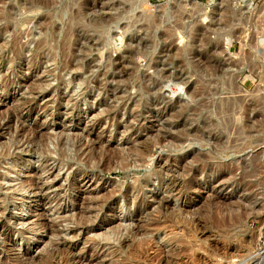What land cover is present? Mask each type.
<instances>
[{"label":"rangeland","instance_id":"obj_1","mask_svg":"<svg viewBox=\"0 0 264 264\" xmlns=\"http://www.w3.org/2000/svg\"><path fill=\"white\" fill-rule=\"evenodd\" d=\"M29 1H0L26 20L0 31V264H264V0H87L68 73L12 59Z\"/></svg>","mask_w":264,"mask_h":264},{"label":"bare ground","instance_id":"obj_2","mask_svg":"<svg viewBox=\"0 0 264 264\" xmlns=\"http://www.w3.org/2000/svg\"><path fill=\"white\" fill-rule=\"evenodd\" d=\"M2 1V0H0ZM32 2H30L27 6H28V9L29 10H35V9H38V8H47L49 10H51V13H49L50 15L48 17H43L42 18V23H40V36L38 38H36V40H34V38L28 43L27 40L26 43H28L27 45L24 44V45H21V46H16L15 42L13 43H9L7 42L6 45L8 44V46H11V50L10 52L12 53L11 54V57L12 59H16L18 60L21 55V51L23 50H29V51H33L31 53L33 54H38L41 50L42 51V55H43V59L44 61L46 62H56V61H59L60 65L57 66V68L60 70H63V71H67L68 73V69H69V66L68 64L70 63V61L73 59L72 57V53L73 50V45H74V40H72V32H73V26H77L78 27V24H81L80 23V19L82 17H84V9H85V6L87 5V0L86 1H77V0H61V1H56L57 3H55L53 0H31ZM146 2L148 0H145ZM247 3V6H250V1L249 0H243ZM100 3V2H99ZM176 3V2H175ZM195 4L193 6H196L197 3H195L194 1L190 2V0H178V4H176V6H184V5H188V4ZM18 4H20L18 2ZM103 5V4H102ZM100 6V5H99ZM11 7V6H10ZM103 7V6H102ZM175 7V6H174ZM3 9V8H2ZM27 9V10H28ZM1 10V9H0ZM11 10V8H10ZM10 10H6L3 11L1 10L2 12H0V22H3V25L0 26V31L4 32L6 30H15L17 28L18 25L22 24V23H25V18L24 20L22 19H18V21L16 20H12L11 21V16L10 15ZM111 10V8H110ZM26 11V10H25ZM33 13V12H32ZM31 13V14H32ZM12 14V13H11ZM26 16V15H25ZM30 16V15H29ZM22 17V16H21ZM109 17V16H108ZM160 17V16H159ZM15 18V17H14ZM27 20H28V16L26 17ZM99 18V17H98ZM98 18H94V22H92V25H94L95 27L97 26V23H98ZM13 19V18H12ZM17 19V18H16ZM33 19V18H31ZM99 19H102L101 17ZM156 19V18H154ZM158 19V18H157ZM156 19V20H157ZM29 21V20H28ZM27 21V22H28ZM109 21V20H108ZM105 25V24H104ZM22 26V25H21ZM100 26V25H99ZM81 27H82V24H81ZM85 28V27H84ZM99 28V27H98ZM18 30V29H17ZM26 30V29H25ZM28 30V28H27ZM93 30V29H92ZM27 32V31H26ZM6 33V32H4ZM16 33V32H15ZM3 34V33H2ZM29 34V32H28ZM74 34V33H73ZM85 38V37H84ZM103 38V37H102ZM105 43L107 44L108 43V39H105ZM15 41V40H14ZM4 43V42H3ZM30 43H33V50H32V47H30ZM87 43V42H86ZM103 43V44H105ZM263 46L261 49H256L254 50V53L258 54L260 57H262V59H264V41L262 42ZM22 44V43H21ZM87 45V44H86ZM95 45V44H94ZM112 45V44H111ZM99 48V47H98ZM83 52V51H82ZM86 52V51H85ZM30 53V54H31ZM39 53V54H40ZM86 54V53H85ZM257 55V57H258ZM38 56V55H37ZM10 57V56H9ZM40 57V56H38ZM97 57V56H96ZM33 58V57H32ZM35 58V57H34ZM72 58V59H71ZM126 58V57H125ZM11 59V58H10ZM76 60V59H75ZM75 60L73 59L72 62ZM117 60V59H116ZM15 61V60H14ZM13 62V61H12ZM132 64H135V63H132ZM119 66L117 67H120V70L123 74H127L129 75V70H127V68L125 69L121 63H118ZM136 65V64H135ZM134 65V66H135ZM113 66V65H112ZM77 69L82 71V73L84 74L85 72H89L90 71V68L87 67V66H84L82 67L81 64L79 65L77 63ZM135 67H132L130 71H134ZM135 72V71H134ZM80 73V82H78L77 84L74 83V79H72V77H68V78H64L62 77L61 75H59L58 79H60V82L65 84V85H68L71 87L70 88H75V84L76 85H84L83 89V98H86L87 95H89L91 92H92V88L90 86V83L88 81V79L84 78L83 77V74ZM105 73V72H104ZM86 74V73H85ZM70 75V73H69ZM105 75V74H104ZM65 76V75H64ZM246 76V75H245ZM122 78V77H121ZM112 80V79H111ZM143 87V86H142ZM141 87V88H142ZM137 105V104H136ZM118 106V105H117ZM222 106V105H221ZM118 108V107H116ZM181 108V107H180ZM196 108V107H195ZM115 109V108H114ZM187 109V107H182L180 110H177L178 112L175 113V115H172L173 118L175 117H178V113ZM108 112L112 111L111 107L109 106L107 109H106ZM195 110V109H194ZM115 111V110H114ZM224 112V111H223ZM184 113V112H183ZM182 114V112H181ZM180 114V115H181ZM113 115V114H112ZM180 118V117H179ZM175 120V119H174ZM245 122V121H244ZM177 125V124H176ZM253 125V124H252ZM244 126V125H243ZM246 127V126H245ZM240 129V128H239ZM187 131V130H185ZM163 139V136L161 137L160 135V138L157 140H162ZM141 142V141H140ZM158 142V141H157ZM150 142L149 141H146L144 139L143 142H141V144L139 143V146L137 145V147L135 146L134 148V151L136 153V155L138 157H140L139 159H143L145 157V155L147 154V146ZM154 143V142H153ZM156 143V142H155ZM160 143V142H159ZM152 145V143H151ZM150 145V146H151ZM49 148V146H48ZM47 148V149H48ZM55 150L54 148L51 150L53 151ZM47 152V151H46ZM52 153V152H51ZM63 153V152H62ZM118 153V151H117ZM116 153V154H117ZM103 156V155H102ZM105 156V154H104ZM103 156V157H104ZM120 156V155H119ZM89 158H90V155H89ZM167 161H174V162H177L178 164V161H176L175 159H172L170 158L169 156L166 158ZM141 161V160H140ZM146 162V161H145ZM143 163V162H142ZM244 164L242 165L244 167V170L245 168L248 167V165L250 164H247L245 161L243 162ZM254 165V163H253ZM254 168V167H253ZM181 171L182 172H194L196 169H194V167H181ZM156 171V170H155ZM154 171V172H155ZM249 171V170H248ZM252 170L249 171L252 172ZM158 174V173H156ZM244 174H248L247 172L244 173ZM6 175V174H5ZM151 175V174H149ZM147 176V175H146ZM149 177V176H148ZM245 178V176H244ZM146 180V179H145ZM227 205V204H226ZM19 207V206H18ZM246 206H242L240 205L239 203H236V206H230L228 207V209H225L223 207H219L217 206V208L219 209V217H218V223H221V224H225L227 223L228 221L232 222V223H239L241 222L242 223V220L243 218L246 216V215H249L248 211H247V208H245ZM247 217V216H246ZM264 217V216H263ZM244 221V220H243ZM110 234V233H109ZM108 234V235H109Z\"/></svg>","mask_w":264,"mask_h":264}]
</instances>
